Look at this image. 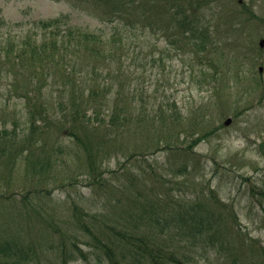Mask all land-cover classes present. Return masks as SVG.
Listing matches in <instances>:
<instances>
[{
  "label": "rangeland",
  "instance_id": "obj_1",
  "mask_svg": "<svg viewBox=\"0 0 264 264\" xmlns=\"http://www.w3.org/2000/svg\"><path fill=\"white\" fill-rule=\"evenodd\" d=\"M158 1L160 7L166 0ZM172 1L179 11L190 1L198 8V0ZM199 1L201 13H189L210 35L205 51L160 8L135 28L124 21L117 29L116 17L110 24L77 0H0V264H20L15 254L23 258L24 249L23 264H102L104 258L110 264L86 224L114 247L143 232L141 259L115 248L128 264H244L230 257L241 240L264 245V0ZM62 15L84 33H108L107 47L119 33L124 50L109 61L111 69L96 59L49 63L45 70L28 61L41 50L44 32L53 38L43 22ZM97 81L109 83L110 92ZM116 103L132 115L129 122L117 137L95 134L96 125L110 127ZM34 121L42 131L31 132ZM72 131L92 135L89 143L102 148L99 182L88 176ZM124 161L129 170L115 172ZM169 164L177 173L165 177ZM34 189L43 191L24 200ZM203 207L222 218L221 233L207 232L211 242L183 220Z\"/></svg>",
  "mask_w": 264,
  "mask_h": 264
},
{
  "label": "trees",
  "instance_id": "obj_2",
  "mask_svg": "<svg viewBox=\"0 0 264 264\" xmlns=\"http://www.w3.org/2000/svg\"><path fill=\"white\" fill-rule=\"evenodd\" d=\"M81 1L85 4V8L89 11H96L98 14H103L100 16L102 19L106 18L108 16L107 21L112 24L114 19L111 17H116L118 21L113 25L119 26L120 23L125 21V24L129 27L133 26V28L136 27L135 24L136 22L141 21L143 16H148L147 18H150V12L152 14H155L159 11L163 14H167L170 11V15L172 14V19H173V27L177 28L178 23L181 24L182 27L187 28L189 31L192 32V35L197 38V45L198 50H206L207 45L209 44V33H207L204 30H200L196 27V24L200 22L198 18L196 19L195 17H191L189 10L192 11V13L195 14V10L198 9V14L201 13L202 8H200L202 3L198 0V8L196 5V8L194 11L192 10V5L194 4L193 1H190V8L188 7L182 9V11L178 10L179 3L177 4L176 2L172 0H166L163 2V6L161 5L159 7V1L158 0H77ZM142 8V15L140 17V12L139 9ZM150 9V11H147V9ZM176 9V10H175ZM175 10V11H174ZM179 15L176 17L175 15ZM197 14V15H198ZM60 21H63V23L66 22L67 28H65L63 31L60 29V25L62 24ZM43 25L51 29L53 32V38L51 40L48 39L47 35L49 32H44L42 37H41V50H36L34 49L30 55H31V61L32 65L34 67L38 66L41 67L42 70H45L46 66L51 63H59V62H68V61H73V64L76 61H88L92 62L96 59L98 64L101 65L104 69H111L110 65L111 62L109 61L112 59H117L118 51L124 50V46L120 42H117V35L119 33L114 32L112 34V37L114 38L113 43H116V45L112 47H107V43H109V35L108 33H105L104 31L98 32V31H91V33H84L81 31V28L78 27L77 25L70 24L65 19V16L62 15L60 18L56 19H51L47 22H43ZM118 26L116 27L118 29ZM49 40V41H47ZM40 49V48H39ZM11 50H15L14 47L11 48ZM25 52L20 51V53L17 54V57H20L21 54H24ZM120 58V57H119ZM53 61V62H52ZM30 63V62H29ZM70 66V65H67ZM94 68H97L94 66ZM112 72H109L111 74ZM99 76V74H98ZM96 85L104 92L107 91V94L110 92L111 88L108 87L109 83L105 82L104 84H101L100 82L97 81ZM98 89H95L92 94L97 96ZM173 111V110H171ZM75 112L79 115L81 119H85L86 112L83 114L80 112L78 108L75 109ZM46 114L43 119H46ZM132 117L130 114L127 116L126 112V107L121 106L120 104L116 103V106L112 108V113L110 116V121L108 122L110 127L106 130L101 128L100 126L95 127V134H99V132L106 131L114 133L117 137L119 136L120 130L123 128L125 124H127L129 119ZM90 119V118H89ZM103 119V118H102ZM153 120V119H152ZM163 120L166 122L165 116H163ZM154 122V120H153ZM32 131H37L40 130L42 131V128L37 124L36 121H34L31 125ZM108 134V133H106ZM72 135L76 138L77 141H81V144L83 145L82 149L86 157V162L89 168V175L90 177H93L94 180H97L95 183L99 182V178L103 176V169L101 168L100 164L98 162L96 163V160L98 159V155L100 154L102 148L98 147L94 149L93 147L96 145L95 142H90L91 136L85 134L82 138L80 134L77 133V131H72ZM99 136V135H97ZM113 138V137H112ZM117 139V138H116ZM116 141L115 139H113ZM99 145V144H98ZM192 146V145H189ZM166 147L172 149L173 145L170 143H166ZM132 156V155H131ZM129 156L128 158H130ZM127 158V159H128ZM126 161V160H125ZM123 163L120 164L118 170H111L109 173H115V172H124L129 170V163ZM165 167V165L163 166ZM166 168V173L162 172L163 176L167 177L171 174H176L177 172H174V168L169 164L168 168ZM188 168V167H187ZM177 170L182 171L181 167L179 166ZM185 172L187 173V169L183 168ZM115 171V172H114ZM154 171V169H153ZM161 176V177H163ZM98 178V179H96ZM142 178L148 179L149 175L146 174L145 176L138 177V180H141ZM100 184H103L102 182ZM137 181L134 183V188L137 187ZM43 191V189H34L33 191L29 190L27 193L23 194L22 197L24 200L29 199L32 197V194H39V192ZM47 194H50L51 191L45 189ZM138 190L134 189V193H130L129 200L132 203H135V198L137 195ZM31 193V194H30ZM40 195V194H39ZM10 196V195H9ZM6 196V197H9ZM5 198L4 196H0V200H3ZM11 198V197H10ZM224 204L220 202V200H215V203L218 204ZM208 208L212 207H206V208H201L200 212L198 213L196 211L191 210L190 217L193 220L192 223L189 221L191 220L190 218L186 217L183 218V220L186 222V225H188V228L195 230L196 235H198V238L204 237L208 241H212V236L211 234L207 232H214L216 233H221L220 229L218 228V225H221V228L223 227V224H221L219 221L222 219L220 217L218 218H213L211 215V211H208V213H205V210ZM87 231L93 236L94 240L98 243V245L101 247V249H104L106 252V255H108V259L110 260V264H128L126 255H121L123 252L126 250L134 254L136 257L139 259L142 258V250H145L144 244H145V237L146 235L141 232L139 235L135 233V236L129 239L128 245H118L117 247L115 246V243L111 241L114 246L109 243L102 241L103 239L99 236L98 232H94V230H91L88 224L85 225ZM215 229H217L215 231ZM120 236L122 235H128L127 231H119ZM215 234H213L215 236ZM241 236V235H240ZM131 240H136L139 247L138 249H134L131 244ZM131 241V242H130ZM98 247V246H97ZM245 247V248H244ZM117 248L119 252H122L120 254L121 258H119L116 255V250ZM236 250L232 251L231 256L232 258L235 259H242L244 264H264V245H261L257 240H254L252 238H247V241L241 240L240 241V246L234 247ZM244 248V249H243ZM28 249V248H27ZM237 249H240L242 251L237 253ZM17 250V249H16ZM23 252V251H22ZM25 252H28V250L24 249V257L22 258V254L18 250L16 252V256L21 259L19 262L23 264V261L28 259L29 255H26ZM29 253V252H28ZM84 258H87V255L82 253ZM171 258L174 256L171 253ZM246 256V259H245ZM234 261V259H233ZM99 262L104 264L106 262V259H99ZM161 262V263H160ZM155 261L156 264H164V261ZM235 262V261H234ZM181 263V262H179ZM65 264L67 262L65 261ZM133 264V263H131ZM236 264V263H235Z\"/></svg>",
  "mask_w": 264,
  "mask_h": 264
},
{
  "label": "water",
  "instance_id": "obj_3",
  "mask_svg": "<svg viewBox=\"0 0 264 264\" xmlns=\"http://www.w3.org/2000/svg\"><path fill=\"white\" fill-rule=\"evenodd\" d=\"M260 45L264 46V38L260 40ZM260 70L262 71L263 67H260ZM228 122H230V119H228L226 123H228Z\"/></svg>",
  "mask_w": 264,
  "mask_h": 264
}]
</instances>
